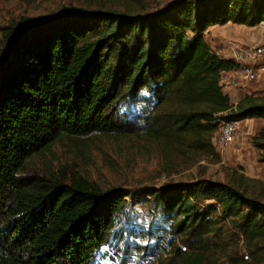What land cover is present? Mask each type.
I'll list each match as a JSON object with an SVG mask.
<instances>
[{
	"label": "trees",
	"instance_id": "trees-1",
	"mask_svg": "<svg viewBox=\"0 0 264 264\" xmlns=\"http://www.w3.org/2000/svg\"><path fill=\"white\" fill-rule=\"evenodd\" d=\"M263 22L264 0H99L11 31L0 56V264L107 257L131 191L82 175L66 183L27 175L63 136L138 137L157 147L161 175L220 161L221 121L264 120V91L232 103L221 75L240 64L218 55L207 35ZM251 143L264 163V124ZM142 194L165 225L157 264H264V180L225 167L223 179ZM240 242L248 259H238Z\"/></svg>",
	"mask_w": 264,
	"mask_h": 264
},
{
	"label": "rangeland",
	"instance_id": "rangeland-1",
	"mask_svg": "<svg viewBox=\"0 0 264 264\" xmlns=\"http://www.w3.org/2000/svg\"><path fill=\"white\" fill-rule=\"evenodd\" d=\"M98 1L0 0V56L8 34L23 22L72 6L91 8L97 6ZM263 32L264 27L244 28L228 24L211 29L207 41L220 49L218 46L224 41L231 39L239 42L242 36L249 39ZM134 123H129L128 128L132 129ZM262 125L256 120H242L234 141L226 151L215 146L220 153V161L205 159L175 174L162 175L157 147L138 137L121 139L116 135L97 133L80 137L63 136L35 158L27 175L36 174L39 179H49L51 176L62 183L73 176L82 175L98 183L104 190L116 188L131 191L126 198L125 210L116 222L114 237L104 249L107 257L99 259L96 264H157L159 248L163 246H159L160 228L165 225L153 200L146 199L143 191L149 187L162 189L175 182H191L201 176L223 179L225 167L240 169L249 177L264 180V163L258 162L254 149L250 147L252 137ZM176 246L187 244L178 240ZM237 247L238 259L248 254L242 242ZM161 252L166 258L172 251L166 247Z\"/></svg>",
	"mask_w": 264,
	"mask_h": 264
},
{
	"label": "built area",
	"instance_id": "built-area-1",
	"mask_svg": "<svg viewBox=\"0 0 264 264\" xmlns=\"http://www.w3.org/2000/svg\"><path fill=\"white\" fill-rule=\"evenodd\" d=\"M235 49L231 55L220 54L224 58H232L236 60L240 66L221 75V85L223 88H239L249 83L260 81L264 77V44L243 45L232 40L228 43ZM240 121L224 120L221 121L218 131L213 137V143L222 151H226L232 142L236 132L238 131ZM183 250L186 248L183 247ZM245 252V250H244ZM248 254L244 255L248 259Z\"/></svg>",
	"mask_w": 264,
	"mask_h": 264
},
{
	"label": "crops",
	"instance_id": "crops-1",
	"mask_svg": "<svg viewBox=\"0 0 264 264\" xmlns=\"http://www.w3.org/2000/svg\"><path fill=\"white\" fill-rule=\"evenodd\" d=\"M229 25H237V24H232V23H228ZM226 24V25H228ZM219 25H216V26H213L211 27L209 30L215 28V27H218ZM238 27H244V28H262L264 27V22L255 26V27H247V26H244V25H237ZM231 40V39H230ZM224 41L222 42L221 46H218V48L220 49H216L215 46L211 45V47L216 51V52H219L220 54H227V55H231L234 53L235 49L231 46L228 45L229 41ZM236 43H239V44H243V45H258V44H264V32L261 33V34H258L257 36H254V37H251L249 39H246V38H243L240 37L239 39V42L236 41V40H232ZM222 48V49H221ZM223 91L224 93L228 94L229 97H230V100L232 103L234 104H237L242 98L243 96L245 95H260L263 93L264 91V77L260 80V81H255V82H252V83H249L247 84L246 86H241L239 88H223ZM256 120L258 123H263L264 124V120L262 119H256V118H248L244 121H247V120ZM252 148V150L254 149L255 151V154L257 155L258 157V152L257 150H255V148L251 145L250 146ZM263 169H264V164H263ZM262 169V170H263ZM249 175H252L251 173H249ZM252 176H255V175H252ZM258 176V175H256Z\"/></svg>",
	"mask_w": 264,
	"mask_h": 264
}]
</instances>
